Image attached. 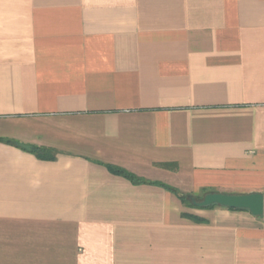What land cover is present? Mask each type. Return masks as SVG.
<instances>
[{"label":"crops","instance_id":"0c3cea01","mask_svg":"<svg viewBox=\"0 0 264 264\" xmlns=\"http://www.w3.org/2000/svg\"><path fill=\"white\" fill-rule=\"evenodd\" d=\"M162 184L264 194V0H0V264H264Z\"/></svg>","mask_w":264,"mask_h":264},{"label":"water","instance_id":"95a60500","mask_svg":"<svg viewBox=\"0 0 264 264\" xmlns=\"http://www.w3.org/2000/svg\"><path fill=\"white\" fill-rule=\"evenodd\" d=\"M191 201L197 207L216 204L232 209H245L255 216H262L264 214V194L262 192H207L201 198L192 196Z\"/></svg>","mask_w":264,"mask_h":264},{"label":"trees","instance_id":"16d2710c","mask_svg":"<svg viewBox=\"0 0 264 264\" xmlns=\"http://www.w3.org/2000/svg\"><path fill=\"white\" fill-rule=\"evenodd\" d=\"M29 150L34 151V152H36V153H38V154H40V153H47V154H48L47 157H51V156H52V154L49 153V152H47V150L44 149V148H40V147H31V148H29ZM115 170H116V172H118L119 174L124 175L126 178L132 180L133 182H141V181H144V180H141V179L137 178L134 174H132V173H130V172L124 170V169H121V168H115ZM162 185H163L165 188H167L168 190H171V191H173L174 193H176L177 195H179L180 197H182V199H184V202H185L187 205H189V206H191V207H197V206L193 205V203H192V201H191V197H192L191 195H184V194H182L178 189H176V188H174V187H171V186H168V185H165V184H162ZM188 198H189V200H188ZM213 206H217V205H216V204H214V205H209V206H206V208L213 207ZM197 208H202V207H197ZM184 216H185V217H189V218H191V219H193V220H196V221H198V222L203 221L202 218H199V217H197V216H193V215H189V214H184Z\"/></svg>","mask_w":264,"mask_h":264},{"label":"rangeland","instance_id":"374dc122","mask_svg":"<svg viewBox=\"0 0 264 264\" xmlns=\"http://www.w3.org/2000/svg\"><path fill=\"white\" fill-rule=\"evenodd\" d=\"M203 195H204V194L201 193L199 196H197V198H201Z\"/></svg>","mask_w":264,"mask_h":264}]
</instances>
